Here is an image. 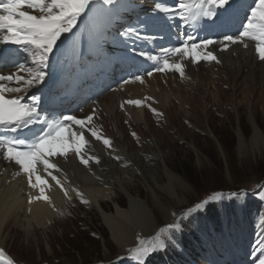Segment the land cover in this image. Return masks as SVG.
<instances>
[{"label": "bare ground", "instance_id": "obj_1", "mask_svg": "<svg viewBox=\"0 0 264 264\" xmlns=\"http://www.w3.org/2000/svg\"><path fill=\"white\" fill-rule=\"evenodd\" d=\"M124 4L125 3L121 4L122 8L125 9V11L130 10L126 9L129 8V5ZM247 7L248 6H245V8ZM172 20L175 21V24L171 26V31L173 32L172 40L177 46L186 39L188 34L194 37L193 43H199L206 38L220 40L223 38L224 34H229L222 31L223 28L212 31V29H215L216 25H210L204 20H201L192 27L183 25L178 16ZM220 21L221 18L217 23ZM148 34L151 35V33ZM65 41H67V39L63 40L59 45H63ZM157 41V38L152 42L135 40L132 42L131 49L128 51L129 60L135 61L134 67H141V72L139 74L145 71V74L141 75L144 78L143 84L139 81H135V75H133L128 76L127 80L129 83L125 84V79L122 82L123 86L113 89L112 92L108 93V91H103L101 88H99L101 92L93 89V101L91 102L90 109H95V114L103 111L95 120L93 119L94 122L96 123L97 120L108 117V119H112L119 130V139H114V144L111 149L104 146L102 141L95 140L88 132L85 133L86 138L89 139L86 153L88 155L98 156L100 163L96 164L95 162H90V165L85 167L79 163L78 158L72 153L69 154L67 159L62 157L53 158V162L57 163L62 169V172L54 174H56L65 184V187L69 189L71 199L66 198L60 187L55 184V181L43 173L41 169V175H44L49 181L50 188L46 189V194L51 197L52 203L49 204L41 200L34 201L29 205L27 202L28 194L38 195L39 190L29 189L26 177L22 174L19 176L16 175L18 166L0 158V248L4 249V251V241L6 242L8 237V235H5V232L8 225L11 224L16 231H22L24 237L28 238L31 237L32 234L35 237L38 236V230L43 233L47 232L53 228L52 225L58 219L61 221L66 220L65 216L73 211L72 206L79 207L81 203L80 197H78L75 192L71 191L72 188H75L83 193L84 199L89 201V203H87L88 206H94L98 210L100 220L108 231L109 242H111L115 249L120 251L121 254H127V250L137 244L138 238L147 239L151 237L158 227L157 223L153 221L154 217L152 211L145 201L129 194L128 181L130 180L129 177L132 176V171L136 169L138 172H142V177L147 171L148 176L157 186L158 190L160 192L165 191V182L162 184L157 181V176L155 174L157 172L149 165L152 161L150 158L151 155L154 156L156 164L153 165L162 168L170 199L176 201L178 207H180L181 201L179 199L183 197V192L181 191L182 195L180 196L177 188L184 189L183 186L185 185H183L182 181L178 180V178L169 171V168H167L161 143L157 139H152L153 141L151 140L146 143L145 146L142 145L141 147L143 149L132 152L129 148L131 141L127 140L123 135V131L119 129L120 123L123 121L124 117L121 110L131 116V121L134 125H139L140 123L143 127L145 126L147 130L151 122L154 125L162 126L163 121L164 124L167 119L169 121L166 108L171 105L172 101H176L177 107H179L185 115L187 112H185L183 106L191 105L194 101L193 95L196 93L199 99H201L200 97L202 96L203 104H205L208 95H210L213 102L217 103V96L210 91L211 87H209V85H213L212 88L219 93L221 85L220 80L222 83H226L229 91H232L230 93H233V107L235 113L239 108L237 105H242L252 98L253 88H255V92L260 91L258 95L259 99H264V61L259 60L255 52V41L248 40L247 48L239 44L231 45L227 51H221L220 45L211 46L210 50H213L221 61L219 64L205 61L193 64L190 59L185 58L183 62L186 68L183 78L175 72H156L155 68L157 65L154 62L146 61L144 58L134 54L133 49L136 51H150L154 55H162L160 49L165 48L167 44L156 50L154 45ZM80 42L79 37L76 50H79L81 47ZM151 43H153V46ZM6 47L14 48L15 46L8 45ZM66 48L67 43L61 51H56V53L52 55L51 58L54 59V62L59 60L63 52H66ZM149 71L153 73L151 77L146 75ZM57 75L60 76L58 72L52 68L51 73L46 77V83L31 89L25 95L24 102H30L32 95H39L42 97L40 104L42 114H48L52 118L61 115H75L78 119H81L80 116L74 112L68 113L52 108L54 103H59L61 100V96H58L52 103V98L59 93V83L55 85L49 84L47 87L46 85L49 80H53ZM215 77L216 79L214 80ZM44 95H46V97H44ZM145 97H151V99H145ZM241 98L244 99L243 103L241 102ZM129 99H141L144 101V104L140 107L126 104L122 109L121 104ZM149 107H151V109H149ZM152 108L156 109V113H159V115L154 114ZM90 109L88 113H93V110L91 111ZM149 110L153 114L150 115ZM162 112L163 117L160 115ZM167 124H169V122H167L166 125ZM90 127H92V123ZM174 130L176 129L174 128ZM7 135L24 136L22 132ZM136 135L137 136L134 138L135 141H139L140 139V143L142 141L144 142V135L142 136L139 132ZM252 135L253 138H251L248 143L255 146L260 145L264 132L262 135L258 129L254 128ZM241 140L242 137L238 140L239 145H241ZM245 145L242 143L241 146L244 148ZM243 148L240 147V149ZM115 155L119 156L120 159H114ZM175 182H177V185L174 184ZM114 185L118 186L123 195L126 196L127 209L122 208L123 206L113 201L116 194ZM148 188L150 189V187ZM150 190L153 192L152 189ZM101 203L113 205L112 213H106ZM29 209H31V211H29ZM165 221L168 223V219H165ZM8 230H11V227ZM46 238H48L46 245L49 247L52 241L49 239L51 236L47 234Z\"/></svg>", "mask_w": 264, "mask_h": 264}, {"label": "snow or ice", "instance_id": "obj_2", "mask_svg": "<svg viewBox=\"0 0 264 264\" xmlns=\"http://www.w3.org/2000/svg\"><path fill=\"white\" fill-rule=\"evenodd\" d=\"M96 2L97 0H0V158L18 166L16 175L22 174L26 177L29 189L39 190L38 195L28 194L29 205L41 200L52 203L51 197L46 194V189L50 188L49 181L41 175V169L55 181L64 196L71 199L69 189L54 174L62 172V169L53 162V158L67 159L72 153L85 167H88L90 162L100 163L98 156L86 153L89 145L86 132L95 140L102 141L107 148L111 149L113 145L110 138L102 136L99 130L90 127L95 109L84 119H78L75 115L52 118L48 114H42L41 96L32 95L30 102H24L25 95L31 89L46 83L50 58L58 50L59 44L73 34L81 18L94 10L92 6ZM117 3L118 0H102L105 6L115 7ZM232 5L233 0H177L174 7H169L163 0H154L151 14L146 12V18L141 20L138 26H128L119 35L152 42L156 36L148 34L149 30L163 28L176 16L183 25L189 27L201 20L210 25H217L221 14L228 13ZM245 19L246 23L238 34H224L220 40L206 38L199 43H193L194 37L188 34L180 45L160 49L162 55L135 49L133 52L146 61L154 62L157 65L156 72H175L182 78L185 76V58L190 59L193 64L201 61L221 63L215 52L210 50L213 45H220L221 51H227L231 45L237 44L247 48V41L252 40L255 41V52L259 60L264 61V0H253L247 8ZM8 45H14L16 48L6 47ZM21 53L24 54L23 62L18 59ZM146 75L151 77L153 73L149 71ZM134 80L144 83L143 76L139 74L134 76ZM124 83L129 81L125 80ZM125 104L140 107L144 101L129 99L121 104V108ZM152 111L159 115L156 109L153 108ZM35 124L45 127L31 139L21 135H7L21 133ZM114 159L119 160L120 157L115 156ZM71 191L80 197L82 203H89L78 189L72 188ZM237 195L230 193V197ZM223 198L222 193H215L208 200L197 204L196 208H203L209 201ZM180 229L181 222L174 221L160 228L151 238H138L137 245L127 250L128 257L135 264H147L153 253L166 250L175 243L174 233ZM0 261H4V264H14L11 258L6 257L2 248ZM257 264H264V253L257 258Z\"/></svg>", "mask_w": 264, "mask_h": 264}, {"label": "rangeland", "instance_id": "obj_3", "mask_svg": "<svg viewBox=\"0 0 264 264\" xmlns=\"http://www.w3.org/2000/svg\"><path fill=\"white\" fill-rule=\"evenodd\" d=\"M84 27H87V21L84 22ZM91 67L95 68L96 66ZM220 84L219 93L212 88L213 85H209L210 91L217 96V103L213 102L208 95L205 104H203L202 96L199 99L196 93L193 95L192 104L183 106L187 112L186 115L177 107L176 101H172L171 105L166 108L169 121L167 119L165 124L163 121L162 126L154 125L151 122L147 130L145 126L143 127L140 123L134 125L132 121L129 123L130 126L127 124L128 118L123 115L119 129L123 131L126 139L131 141V143L128 142L132 152L143 149L142 145L145 146L152 139H157L161 143L167 168L185 185L184 189L177 188L180 196L182 195L181 191L183 192V197L179 199L180 207H178L176 201L170 199L162 168L153 165L156 164L154 156L150 154L152 161L149 165L157 172L155 173L157 181L162 184L165 182V191L158 190L147 171L143 177L141 176L142 172H138L136 169V171H132V176L128 181L129 194L145 201L152 211L153 221L158 225L151 237L160 228L166 227L167 224L174 221L181 222L179 231L198 230L189 219L191 215L205 208L197 209V204L208 200L215 193H222L224 198L219 201L226 205L230 199V193L243 190L254 191L264 185V136L260 145L255 146L248 143L253 138L254 128L263 135L264 99H259L260 91L255 92V88H253L252 98L246 103H243L244 99L241 98L243 104L237 105L239 108L235 113L234 96L233 93H230L232 91H229L228 85L222 83L221 80ZM101 122L114 144V139H119L117 126L108 117L102 118ZM167 122L169 124L166 125ZM95 129L99 130L97 126ZM131 132L135 134L139 132L142 136L144 135V142L135 141ZM239 136L242 137L241 145L242 143L246 144L244 148L238 143ZM174 184L177 185V182ZM114 186L116 194L113 201L127 209L126 196L118 186ZM101 206L106 213H112L113 205L101 203ZM72 209L73 211L65 216L66 220L58 219L52 225L53 228L47 232L43 233L38 230L39 235L36 237L32 234L31 237L25 238L22 231H16L11 224L8 225L5 232L8 237L5 238L6 242L4 241L7 257L11 258L14 264L134 263L127 254H121L109 242L108 231L102 224L99 212L94 206L80 204L79 207L72 206ZM165 219H168V223ZM10 227L11 230H8ZM47 234L51 236L49 239L52 240L49 247L46 245ZM243 242L248 244L247 240ZM153 259L157 264H176L168 255Z\"/></svg>", "mask_w": 264, "mask_h": 264}, {"label": "trees", "instance_id": "obj_4", "mask_svg": "<svg viewBox=\"0 0 264 264\" xmlns=\"http://www.w3.org/2000/svg\"><path fill=\"white\" fill-rule=\"evenodd\" d=\"M206 220L204 221L207 226H212V228H219L221 226V222L218 219V215L210 211V209H207L206 212Z\"/></svg>", "mask_w": 264, "mask_h": 264}]
</instances>
